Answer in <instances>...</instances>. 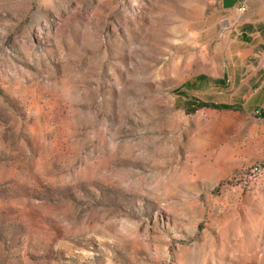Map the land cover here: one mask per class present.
<instances>
[{
  "label": "rangeland",
  "instance_id": "1",
  "mask_svg": "<svg viewBox=\"0 0 264 264\" xmlns=\"http://www.w3.org/2000/svg\"><path fill=\"white\" fill-rule=\"evenodd\" d=\"M224 35L215 0H0V264H264L262 115L184 107L237 101Z\"/></svg>",
  "mask_w": 264,
  "mask_h": 264
},
{
  "label": "crops",
  "instance_id": "2",
  "mask_svg": "<svg viewBox=\"0 0 264 264\" xmlns=\"http://www.w3.org/2000/svg\"><path fill=\"white\" fill-rule=\"evenodd\" d=\"M223 13L222 80L230 99L264 122V0H215ZM244 7V11L238 8Z\"/></svg>",
  "mask_w": 264,
  "mask_h": 264
},
{
  "label": "trees",
  "instance_id": "3",
  "mask_svg": "<svg viewBox=\"0 0 264 264\" xmlns=\"http://www.w3.org/2000/svg\"><path fill=\"white\" fill-rule=\"evenodd\" d=\"M207 78L205 76L199 75L195 77L191 82H185L182 84L178 89H175L173 91L174 94L178 96H185L183 89H192V86L195 83H200V82H206ZM213 84L221 89H224L223 82L222 80H213ZM185 112L187 114L193 113L197 109L201 108H209V109H214V110H232V111H240L241 107L239 105H229L225 103H220V104H215V103H210V102H203L195 99H190L185 103Z\"/></svg>",
  "mask_w": 264,
  "mask_h": 264
},
{
  "label": "built area",
  "instance_id": "4",
  "mask_svg": "<svg viewBox=\"0 0 264 264\" xmlns=\"http://www.w3.org/2000/svg\"><path fill=\"white\" fill-rule=\"evenodd\" d=\"M238 10H239V11H244V7L241 6L240 8H238ZM254 112H255V114H258V115L261 114V113L259 112V110H255ZM261 168H263V167H257V166H254V167L250 168L249 172H250L252 175H254V176H258V175H259V169H261Z\"/></svg>",
  "mask_w": 264,
  "mask_h": 264
},
{
  "label": "bare ground",
  "instance_id": "5",
  "mask_svg": "<svg viewBox=\"0 0 264 264\" xmlns=\"http://www.w3.org/2000/svg\"><path fill=\"white\" fill-rule=\"evenodd\" d=\"M263 174H264V168L259 169V175H258V176H261V175H263Z\"/></svg>",
  "mask_w": 264,
  "mask_h": 264
}]
</instances>
